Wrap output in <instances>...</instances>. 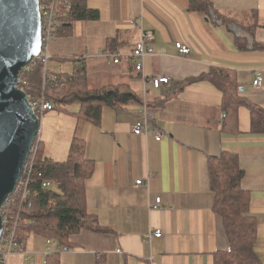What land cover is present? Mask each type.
<instances>
[{
	"label": "crops",
	"instance_id": "crops-1",
	"mask_svg": "<svg viewBox=\"0 0 264 264\" xmlns=\"http://www.w3.org/2000/svg\"><path fill=\"white\" fill-rule=\"evenodd\" d=\"M211 1L234 17L257 11L260 25L253 39L264 46V0ZM87 4L99 10L100 18L77 21L71 36L50 43L46 63L50 76L72 73L82 58L90 87L127 83L148 103L164 99L177 83L213 66L230 68L244 88L241 95L264 108V49L238 50L234 34L225 26L212 25L204 13L190 11L188 0H87ZM138 17L154 34L147 44L157 51L146 56L141 71L135 69L132 56L141 40V27L133 22ZM109 38L117 44L113 53L121 54L118 63L104 51ZM176 41L187 44L190 53L177 54ZM256 70L263 74L261 87L253 85ZM157 76H168L170 83L155 88L150 80ZM221 102L222 93L200 81L161 107L148 106L151 126L165 134L162 140L133 133L138 105L106 108L100 125L77 120L73 113L78 107L71 108L73 113L52 110L43 116L44 127L52 130L51 122L68 113L72 138L86 141V157L95 161L87 181L88 209L112 229L74 235L76 244L61 251L62 264H214V253L229 249L222 219L212 210L208 170L209 156L222 151L240 157L242 187L250 192L251 212L258 221L255 251L264 264V134L250 132V110L245 106L238 112L240 133H223ZM68 148L54 150V140L47 137L44 154L64 160ZM137 180L143 183L138 185ZM157 196L162 208L153 209L150 204ZM157 229L162 236L149 241L146 233ZM47 248L45 238L31 235L8 264H45Z\"/></svg>",
	"mask_w": 264,
	"mask_h": 264
},
{
	"label": "trees",
	"instance_id": "trees-1",
	"mask_svg": "<svg viewBox=\"0 0 264 264\" xmlns=\"http://www.w3.org/2000/svg\"><path fill=\"white\" fill-rule=\"evenodd\" d=\"M188 1L190 11L202 12L212 25L225 26L232 32L238 50L264 49L253 39L260 25L257 11L234 17L218 10L211 0ZM56 10V38L71 36L77 21H95L100 18L99 10L89 7L87 0H56ZM116 46L115 39L109 38L104 51L113 52ZM28 67L20 73L22 81L19 87L27 93L29 100L32 102L44 96L53 104V110L59 112L70 113L72 106L77 105V111L72 112L77 120L100 125L106 108L118 110L143 104V98L127 83L105 85L97 89L90 87L86 63L82 58L75 62L70 74L50 76L44 62L37 58ZM200 81L211 83L222 93L223 133H240L238 112L240 107L245 106L250 110V132L264 134V108L241 95L237 72L230 68L213 66L208 71L189 77L177 83L164 99L148 102V106L161 107L186 86ZM36 145V150L31 152L27 160L32 168L28 185L23 191L14 192L10 202L1 208L8 224L17 223L18 248L31 235L73 247L76 244L72 240L73 236L82 230L112 232L88 209L87 181L94 174L95 161L86 157V141L74 135L64 160L46 157L41 139H36ZM208 170L214 194L212 210L221 217L229 241V249L214 253V264H263L255 251L258 221L251 212L250 192L242 187L244 169L239 155L222 151L217 156H209ZM25 176L24 173L22 179ZM46 182L49 184L45 185ZM45 264H62L61 252H48Z\"/></svg>",
	"mask_w": 264,
	"mask_h": 264
},
{
	"label": "water",
	"instance_id": "water-1",
	"mask_svg": "<svg viewBox=\"0 0 264 264\" xmlns=\"http://www.w3.org/2000/svg\"><path fill=\"white\" fill-rule=\"evenodd\" d=\"M39 4L0 0V209L15 192L39 134L40 119L19 87L20 73L41 50ZM2 231L0 212V240Z\"/></svg>",
	"mask_w": 264,
	"mask_h": 264
},
{
	"label": "built area",
	"instance_id": "built-area-1",
	"mask_svg": "<svg viewBox=\"0 0 264 264\" xmlns=\"http://www.w3.org/2000/svg\"><path fill=\"white\" fill-rule=\"evenodd\" d=\"M40 9V17H41V26H42V39H41V50L37 59H40L44 62L45 66L49 57L48 49L50 46V43L56 38L54 35V30L56 27V0H40L39 4ZM134 24L141 27V40L140 43L137 45V47L133 50L132 56L136 59V65L135 69L137 71H141L143 69V64L146 56L154 55L156 54V50L153 46H150L147 44V42L152 41L154 39V34L148 30H145L142 26L143 20L142 17L134 18L133 20ZM175 50L177 54L179 55H187L190 53L191 49L190 47L181 42L176 41L174 43ZM161 54L165 53L164 49L160 50ZM106 55L111 57L114 62L118 63L121 58V54L119 53H113V52H106ZM24 69H29V67H25ZM22 81L19 75V83ZM150 82L155 88H158L164 84L170 83V78L168 76H157L151 78ZM263 84V74L262 71L256 70L255 71V78L253 80V85L256 87H261ZM31 106L33 110L36 113V116L41 120L43 116L53 110V104L48 101L44 96L38 99H34L32 102L30 101ZM151 114L149 112V107L147 100L144 98L143 104L141 105V108L139 110V116L137 118L136 123L133 126V133L135 135H152L154 138L158 140H162L165 137V134L162 130L159 128H153L151 126ZM36 150V146H33L32 151ZM31 165L26 163L24 172L26 176L24 179H20L17 189L15 191H23L26 186L29 183V175L31 172ZM142 180H137V184H142ZM49 182H46L45 185H48ZM12 196V195H11ZM11 196L7 199L5 203H9L11 200ZM4 203V204H5ZM162 198L160 196L156 197L155 203L150 204V207L153 209H159L162 208ZM3 204V205H4ZM2 208V207H1ZM1 212V209H0ZM2 214V213H1ZM3 218V231L2 236L0 240V264H8L9 258L12 254L18 252V244L16 241V234H17V223L11 225L7 222V216L2 214ZM162 230L157 229L155 231H148L146 233V237L149 241H151L154 237H161L162 236ZM48 244V252L51 251H67L70 250L71 247L68 246H62L60 243H58L56 240H47ZM51 246V247H50ZM54 250H51L53 249Z\"/></svg>",
	"mask_w": 264,
	"mask_h": 264
},
{
	"label": "rangeland",
	"instance_id": "rangeland-1",
	"mask_svg": "<svg viewBox=\"0 0 264 264\" xmlns=\"http://www.w3.org/2000/svg\"><path fill=\"white\" fill-rule=\"evenodd\" d=\"M73 108H77V105L72 106V109ZM63 114H64L63 115L64 117L58 118V119L54 120L53 122H51L50 126L53 127L52 130H47V126L44 127L43 118L40 120L38 137L44 143L43 149H45V142H46L47 137L49 139L52 138L54 140V150H60L61 148H63L66 145L69 146L70 141L72 139V136H71L72 135L71 134L72 128H71V125L68 126L67 116H69V114L68 113H63ZM42 132H43V134H42ZM64 141H65V143H64ZM36 147H37V145H36ZM53 155H55V154H53ZM53 157H56V156H53ZM16 189H17V187H16Z\"/></svg>",
	"mask_w": 264,
	"mask_h": 264
}]
</instances>
